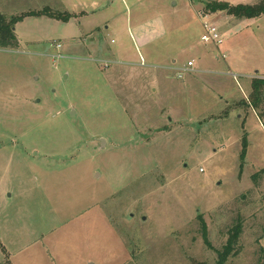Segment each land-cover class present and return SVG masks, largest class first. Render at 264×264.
I'll list each match as a JSON object with an SVG mask.
<instances>
[{
	"label": "rangeland",
	"instance_id": "obj_1",
	"mask_svg": "<svg viewBox=\"0 0 264 264\" xmlns=\"http://www.w3.org/2000/svg\"><path fill=\"white\" fill-rule=\"evenodd\" d=\"M211 1L258 2L0 0L61 16L0 47V264H217L239 221L223 263L264 264V15Z\"/></svg>",
	"mask_w": 264,
	"mask_h": 264
},
{
	"label": "trees",
	"instance_id": "obj_2",
	"mask_svg": "<svg viewBox=\"0 0 264 264\" xmlns=\"http://www.w3.org/2000/svg\"><path fill=\"white\" fill-rule=\"evenodd\" d=\"M206 9L210 12L226 11L228 14L237 18H256L264 15V0H258V2L255 4H231L226 1H211L207 3ZM31 14L47 15L50 17L58 18L61 17L58 13L53 12L48 8L39 12L32 11L21 16H12L10 19H7L0 12V47L16 48L18 46V40L15 35L14 26L21 18ZM71 16L72 15L70 13H66L64 19L69 20ZM261 100L264 101V78H254L252 99L250 100V102L255 108H258L260 106ZM246 153L247 142L246 140H244L243 151L241 154L242 159L245 158ZM263 172L264 169H262V171L257 173L254 177H256L257 179V177ZM242 229V221L237 222L230 229V237L227 243L224 245L223 249L219 251L220 259L217 264H224L223 262L227 260L228 255L234 251L242 233ZM262 250L264 251V249Z\"/></svg>",
	"mask_w": 264,
	"mask_h": 264
},
{
	"label": "built area",
	"instance_id": "obj_3",
	"mask_svg": "<svg viewBox=\"0 0 264 264\" xmlns=\"http://www.w3.org/2000/svg\"><path fill=\"white\" fill-rule=\"evenodd\" d=\"M205 32L202 35V40L206 43H214L215 45H220L224 42L222 33L216 25L209 22H204ZM61 45L59 44L58 47ZM225 57V55L223 56ZM142 64L145 65V61L142 58ZM194 66V61H189L186 65L176 68L177 77L182 78L186 72L192 71Z\"/></svg>",
	"mask_w": 264,
	"mask_h": 264
},
{
	"label": "water",
	"instance_id": "obj_4",
	"mask_svg": "<svg viewBox=\"0 0 264 264\" xmlns=\"http://www.w3.org/2000/svg\"><path fill=\"white\" fill-rule=\"evenodd\" d=\"M105 142V141H104ZM145 218V217H144Z\"/></svg>",
	"mask_w": 264,
	"mask_h": 264
}]
</instances>
